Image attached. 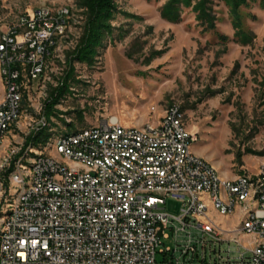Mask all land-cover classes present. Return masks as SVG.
<instances>
[{"label":"rangeland","instance_id":"obj_1","mask_svg":"<svg viewBox=\"0 0 264 264\" xmlns=\"http://www.w3.org/2000/svg\"><path fill=\"white\" fill-rule=\"evenodd\" d=\"M110 3L109 14L100 20L107 26L95 31L85 56L90 15L82 0H0V35L40 6L69 10L65 32L45 57L40 75L29 79L24 73L20 113L0 146V158L16 149L11 165L0 172L7 200L18 190L9 179L14 160L36 152L59 156L49 139L112 115L123 126H139L173 104L181 107L185 127L197 135L191 150L221 176L257 173L264 164L261 0L236 7L227 0ZM3 92L0 75V98ZM181 205L168 198L165 209L178 213ZM210 210L226 227L237 222L236 215L222 217ZM165 244H172V236Z\"/></svg>","mask_w":264,"mask_h":264},{"label":"built area","instance_id":"obj_2","mask_svg":"<svg viewBox=\"0 0 264 264\" xmlns=\"http://www.w3.org/2000/svg\"><path fill=\"white\" fill-rule=\"evenodd\" d=\"M65 9H34L4 31L0 53L5 54L9 97L0 102V135L7 119L18 117L16 96L22 94L24 73L29 79L39 76L43 53L63 29ZM164 111L166 125L145 122L146 130L162 132V139L144 137L137 125L123 126L114 115L63 138L61 152L82 154L88 169L76 170L73 162L60 163L50 154L36 156L35 192L24 195L11 218L1 264H264V242L239 235V228L264 231V192L253 218H245L250 203L243 206V220L232 223L233 233L201 222L197 197L200 180H207L222 209L241 195L252 201L255 175L264 171L215 181L208 165L187 148L197 135L185 127L181 107L173 104ZM14 152L0 158V171L11 165ZM180 152H187L190 169L180 170ZM25 163L14 160L11 173L19 183ZM184 173L198 178L191 194L177 193V185H185ZM7 194L6 186L0 210ZM168 198L182 203L178 213L165 209ZM171 236L172 244H165Z\"/></svg>","mask_w":264,"mask_h":264},{"label":"bare ground","instance_id":"obj_3","mask_svg":"<svg viewBox=\"0 0 264 264\" xmlns=\"http://www.w3.org/2000/svg\"><path fill=\"white\" fill-rule=\"evenodd\" d=\"M40 8H50L48 6H40L36 9ZM66 8V7H61ZM68 9H65V22L63 25V29H59L58 33H55L54 37L51 40V47H49V53L52 51L53 47L56 44L57 38L64 34L66 29V22H67V14ZM2 45H4V31L0 35V51H2ZM49 53H43V60ZM5 54L0 53V75L2 77V83L4 86V92L2 97L0 98V102H7L9 97V79L7 76V68L5 66ZM44 68V64H40L39 67V75L42 72ZM21 102H22V94H18L16 96V111L20 112L21 109ZM115 116V115H114ZM116 117V116H115ZM15 119H7V125L6 127H3L1 129V135H0V146L4 142L5 134L10 129V125L12 122H14ZM166 119H168V111H164L163 114L156 119L157 125H166ZM45 122H43V125ZM137 131L139 133H144V137H153V139H162V132H154V129H147L146 130V124H142L137 126ZM77 130L72 133H64L59 136H56L53 140L49 139V146L51 147V144L53 142L55 149L58 153V157L51 156V158H58V161L60 163H69L70 161L73 162V168L76 170H84L89 168V161H82V154H77L75 152H61V145L63 138H66V136H76ZM195 140H188L187 141V148H190V154L192 156L200 157L201 161L203 163L208 165V170L211 174L214 175L215 181H231L233 180L232 177H223L221 176L217 170L214 168V166L207 161L203 156L196 154L191 150V143ZM35 153V151H34ZM43 152H36L34 156L26 158V163L22 166V175H23V181L22 183H19V176L15 175V173H10L9 179L11 183L17 184L18 190L14 194L13 200H7L6 205L1 207L0 210V264L2 263V259L5 256V238H6V231H9L11 218L14 214L18 211V206L23 202L24 195H26L27 192H35V185H36V170H37V161L36 156H45ZM57 156V154H56ZM179 164H180V170H187L190 169V162H187V152H180L179 155ZM259 171H264V164L260 166ZM1 172V171H0ZM3 173V172H2ZM237 175H243V173H239ZM184 181L185 185H177V193L178 194H191V186L198 185V178L194 177L191 173H184ZM6 182L2 179L0 176V201L2 198L3 192L6 191ZM9 192V191H8ZM263 192H264V175H255V188H254V196L252 197L249 195H241L238 197V199L232 200V206L228 209H222L219 203L216 202V197L212 196V190L207 188V180H200V188L197 190V197L199 200L202 201L200 203V211H199V220L203 222L204 224L211 226V227H219L222 226L220 223H218L214 216L211 214V211L208 209V204H211L212 207L217 211L219 214H230L235 211H239L240 217L237 221V223L240 222V220H243V206L250 203L248 207L245 209V218H253L254 214H256L260 207V202H262L263 199ZM9 195H7L8 197ZM222 232L225 233H233V226L231 227H223L222 226ZM239 235H241V239H244L243 237H248V240L255 239V240H261V242H264V231L262 230H250L247 228H239Z\"/></svg>","mask_w":264,"mask_h":264},{"label":"trees","instance_id":"obj_4","mask_svg":"<svg viewBox=\"0 0 264 264\" xmlns=\"http://www.w3.org/2000/svg\"><path fill=\"white\" fill-rule=\"evenodd\" d=\"M186 3H189V0H184ZM231 5H233V7H236L240 2H243L245 0H227ZM262 5H264V0H261ZM82 4H84L89 11V15H90V23H89V35L88 38L86 39V41L84 42V49L85 51H83L85 56H88L90 54V46L89 43L91 40H95L96 39V30L100 29V28H105L107 25L106 23H102L100 20L102 18H106L107 15L110 12V8H111V3L110 0H82ZM173 4V3H172ZM170 2L167 4L168 8L171 7L172 5ZM236 17V16H235ZM233 24L235 26H237L238 28L241 26V23L238 21V19H233ZM238 35H242L239 34L237 31ZM92 42V41H91ZM89 52V53H88ZM43 138H46L43 137ZM38 140V139H37Z\"/></svg>","mask_w":264,"mask_h":264},{"label":"crops","instance_id":"obj_5","mask_svg":"<svg viewBox=\"0 0 264 264\" xmlns=\"http://www.w3.org/2000/svg\"><path fill=\"white\" fill-rule=\"evenodd\" d=\"M2 97V96H1ZM210 208L212 209V211H215V209L212 207V206H209V210H210ZM211 211V210H210ZM218 215H220V216H222V217H230V216H232V215H236L237 216V221H238V219H239V217H240V213H239V211L237 210V211H235V212H233V213H230V214H219L217 211H215ZM215 220L218 222V223H220L216 218H215ZM237 223V222H236ZM223 227H226L225 225H223V223H220ZM244 239H246V240H248V237H243Z\"/></svg>","mask_w":264,"mask_h":264}]
</instances>
